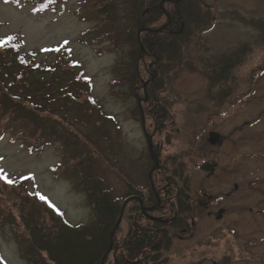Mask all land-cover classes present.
Segmentation results:
<instances>
[{"label": "rangeland", "instance_id": "1", "mask_svg": "<svg viewBox=\"0 0 264 264\" xmlns=\"http://www.w3.org/2000/svg\"><path fill=\"white\" fill-rule=\"evenodd\" d=\"M111 1L114 20L98 26L90 16L93 5ZM131 2L56 0L37 12L30 0H0V38L14 37L25 65L41 66L38 75L56 67L53 74L62 82L78 79L68 96L81 98L68 104L65 119L55 126L72 132L71 139L77 135V144L93 154V170L115 199L129 188L147 193L150 172L151 180L152 173L177 178L181 165L193 201L189 230L172 233L161 264H264V0H204L210 27L188 35L181 60L159 66L157 96L165 119L144 103L151 78L142 70L151 61L135 64L140 73L135 82L126 76L135 69L136 46L127 39L137 32ZM242 48L241 64L228 83L219 84L216 67ZM58 77L52 76L50 86L57 87ZM139 105L156 160L142 133ZM209 132L217 134L214 144ZM61 146L54 140L39 152L29 151L9 134L0 137V263L27 264L13 233L21 230V194L43 197L71 228L91 220L75 182L53 174L62 161ZM208 161L214 170L201 171ZM4 183L21 185L20 195ZM218 209L224 212L216 220ZM120 223L119 240L127 228Z\"/></svg>", "mask_w": 264, "mask_h": 264}, {"label": "trees", "instance_id": "2", "mask_svg": "<svg viewBox=\"0 0 264 264\" xmlns=\"http://www.w3.org/2000/svg\"><path fill=\"white\" fill-rule=\"evenodd\" d=\"M30 1L34 2L35 9L40 11L55 2ZM113 5L112 1L99 6L93 5L94 13L91 12L90 16L93 20L97 18L98 26L108 20H111L110 23L114 20ZM130 6L133 26L140 34L138 38L137 32L127 38L130 44L136 46V50L131 54L135 60V69L126 76L135 82L140 75L135 64L141 61L145 66L147 60L151 61L142 70L144 76L151 78L147 81L149 85L145 93L148 98L144 103L149 104L156 113L161 112V118L165 119L168 118L164 111L166 107L162 106L157 96V91L161 88L157 83L162 73L159 66L176 57L179 60L182 46L188 41L191 32L198 34L199 31L210 27V9L204 0H132ZM262 41L264 42V35ZM112 48L114 49V46L110 44V50ZM245 50L242 48L232 56L224 58L216 67L214 77L219 79V84L230 81V74L241 64L240 59L244 57ZM25 62L20 53V44L14 37L0 38V136L9 134L13 140L20 141L22 147L36 152L54 140L60 142L62 161L53 167V174L75 182L74 188L86 196L92 216L86 225L71 228L63 224L57 210L45 199L21 194L24 202L17 206L21 232L15 230L13 233L27 264L163 263L162 256L170 246L172 233H186L189 230L187 215L191 213L193 201L187 184L188 179L183 176L181 165L178 166L177 178L176 175H165L164 178L152 173L156 194L147 179V193L129 188L128 195L121 200L115 199L103 179L93 170V154L83 150V145L77 144L80 143L77 135L71 139L68 136H71L72 132L66 128L65 131L60 130L55 126L56 120L63 119V114L70 105L75 106L81 98L79 95L70 98L68 96V93L71 94L70 90L78 84L74 79H78L68 74V80L62 82L59 75L53 74L57 71L56 67H49L45 72L41 70L38 75L37 69H42L41 66L25 65ZM43 74L51 76L43 77ZM52 76L58 77L56 88L50 86ZM41 93L47 98L40 96ZM5 185H10L11 189L20 195L21 185ZM131 195L138 196L145 208L155 209L146 211L136 199H130L124 208L121 221L127 225L125 235L119 240L120 223L111 240L110 235L119 219L122 202ZM156 195L161 202L160 206H157ZM16 200L18 199L11 198L12 202ZM111 243L112 249L109 248ZM106 253L108 254L103 258Z\"/></svg>", "mask_w": 264, "mask_h": 264}, {"label": "water", "instance_id": "3", "mask_svg": "<svg viewBox=\"0 0 264 264\" xmlns=\"http://www.w3.org/2000/svg\"><path fill=\"white\" fill-rule=\"evenodd\" d=\"M139 33L140 32H138L137 33V38H138V36H139ZM140 49L141 50H143L142 49V45L140 44ZM139 103V102H138ZM140 115H141V126H143V131H144V135H145V137H146V139H147V148H149V151L151 152V154L153 155V158H155V160L157 159L156 157H155V155L153 154L154 153V147L152 146V142H151V140H150V137H148V135L145 133V126H144V115H143V112H142V110H140ZM216 139H217V134H215V133H209V142L211 143V144H214L215 143V141H216ZM155 165H157V161H155ZM215 165H212L209 161L208 162H205V164H203L202 166H200L201 168V171H203V172H212L213 170H214V167ZM150 177H151V172L149 173V176H148V178H149V180L150 181H152L151 179H150ZM151 187H152V189H153V185H152V183H151ZM132 198H135V197H133V196H130L129 198H127V199H125L124 201H123V203H122V207H121V210H120V213H119V219H118V221H117V223H116V227H115V229L112 231V233H111V235H110V237H111V240H112V236H113V234L115 233V231L119 228V223L121 222V220H122V213H123V210H124V208H125V206H126V204H127V202L130 200V199H132ZM157 198H158V196H157ZM138 200V202L140 203V200L139 199H137ZM143 209H145L146 211H151L152 209H147V208H143ZM222 213V210H220V212H219V214H221ZM219 217V216H218ZM217 217V218H218ZM111 246H112V243H111V245L109 246V248L110 249H112L111 248ZM109 249V250H110ZM108 253H106L105 255H104V257L103 258H105L106 257V255H107ZM102 264V263H101Z\"/></svg>", "mask_w": 264, "mask_h": 264}, {"label": "flooded vegetation", "instance_id": "4", "mask_svg": "<svg viewBox=\"0 0 264 264\" xmlns=\"http://www.w3.org/2000/svg\"><path fill=\"white\" fill-rule=\"evenodd\" d=\"M218 210H219V209H218ZM221 216H223V214H222Z\"/></svg>", "mask_w": 264, "mask_h": 264}, {"label": "snow or ice", "instance_id": "5", "mask_svg": "<svg viewBox=\"0 0 264 264\" xmlns=\"http://www.w3.org/2000/svg\"><path fill=\"white\" fill-rule=\"evenodd\" d=\"M42 199H44L43 197H41Z\"/></svg>", "mask_w": 264, "mask_h": 264}]
</instances>
